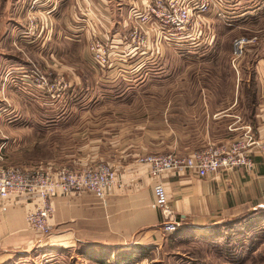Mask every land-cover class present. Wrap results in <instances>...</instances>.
<instances>
[{"label": "crops", "instance_id": "1", "mask_svg": "<svg viewBox=\"0 0 264 264\" xmlns=\"http://www.w3.org/2000/svg\"><path fill=\"white\" fill-rule=\"evenodd\" d=\"M27 1L0 0V47L5 45L7 53L0 48V69L5 66V71L12 73L10 76L7 74V78L16 80L13 84H7L4 79V88L0 84V92L6 91L8 96L13 98L22 96V88L39 92L30 87L26 80H22L34 69H37L40 75L48 76L46 78L50 81H53L54 76L62 78L65 73L72 77L74 84L79 81L77 71L82 68L84 62L83 54L76 52L89 38V32L84 30L80 19L81 7L91 5L90 10L100 14L97 19L99 24H96L109 33L117 52L131 51L132 46L125 40L126 18L145 33L144 45H161L156 39L158 31L153 24L141 26L133 20L137 12L143 10L140 0H45L40 6L49 8L50 16L44 18L47 22L50 21L55 36L44 51L40 46L44 31L43 22H38L32 32H28L31 28L27 26L23 14ZM248 1L251 0H238L237 4L246 2L247 5ZM259 2L260 0H254L239 13L245 16L247 13L261 10L264 8V0ZM211 12L215 13L213 9ZM120 17L122 21H119ZM205 17L198 34L193 27L179 35L177 40L166 34L167 39L164 41H179L176 46L205 45V30L209 25ZM15 36H21L16 44ZM72 37L77 41H71ZM239 38L247 40L246 47L258 43L257 36ZM139 49L134 48V54L131 56L140 57L138 64L147 60L146 58L152 59L153 55L158 53L156 47L152 48L149 56L146 52H139ZM55 55L59 60L55 59ZM48 58H53L52 65H48ZM163 58L164 54L161 59ZM55 60L60 64V69ZM261 61L264 62V57ZM239 67L240 59L232 62L237 81L240 77ZM250 76L252 79L256 76L260 79L258 84L254 82L244 88L243 93L247 94L244 95L245 103L242 104L241 87L232 86V99L230 104L224 107L226 112L245 107L246 114H250L244 122L245 125L238 123V113L225 114L220 118L236 119L226 128L228 134L233 136L229 142L241 137L245 127H249L255 139L264 144V65ZM22 81L25 86H22ZM68 86L70 90L73 88L72 84ZM68 86L64 85V88ZM69 89L60 95L64 96ZM44 96L48 98L47 95ZM56 100H51L52 103L12 102L10 107L13 110H39V118H24L22 121L25 123L21 128L16 118L10 120L8 131L12 139L30 141L25 148L36 147L44 157V163L40 165L53 171L61 168L78 169L88 162L107 160L115 169L116 184L104 200L88 192L72 196L57 195L53 199L54 211L49 221L51 232L44 240L31 231L26 222V215L33 212L37 205L36 200H26L24 197L0 200V264H16L20 260L21 263L18 264H28L31 261H37V264H112L115 259L117 264H204V261L200 262L190 255L197 252L205 254L207 264H230L218 254L222 249L225 230L223 227L264 210L262 153H251L250 169L222 173L217 182H211L215 185L214 188L209 186L205 190L198 179L187 175L168 177L165 183L178 227L175 232L166 233L162 228L161 214L155 207V182L149 176L147 165L138 163L139 157L156 155L159 150H153L147 144L143 145V142H139L142 140L141 135L129 133L128 127H119L117 130L110 127L114 122L108 124L92 116L81 117L84 119V122H80L83 129L79 131V118L73 113V110L78 109L79 103ZM212 104L214 105V102H207L204 106L210 107ZM219 140L224 138L220 137ZM206 141L205 136L201 145L174 154L186 157L194 151L206 148L207 145H217L207 144ZM34 160L28 159L27 166L33 165ZM181 249L187 253L189 251L190 256L178 262L173 256L180 253ZM43 257L47 258L44 263Z\"/></svg>", "mask_w": 264, "mask_h": 264}, {"label": "rangeland", "instance_id": "2", "mask_svg": "<svg viewBox=\"0 0 264 264\" xmlns=\"http://www.w3.org/2000/svg\"><path fill=\"white\" fill-rule=\"evenodd\" d=\"M44 1L28 0L23 14L24 18L26 17L27 26L31 28L28 32H32L38 22H43L42 31H44L40 46L45 51L48 44L54 40L55 33L50 21L47 22L44 18V16H50L49 8L40 6ZM253 1H248L247 5ZM237 2L238 0H223L220 6L212 7L215 13L211 12V9L205 17L209 21L208 28L205 30L207 33L205 45L202 44L198 47L189 46V44L176 46L179 45V41L165 42L167 32L165 34L158 33L156 39L161 44L160 46L144 45L145 33L138 25L132 24L126 18L124 20L126 21L125 40L132 46L130 52H117L109 33L105 32L101 25L100 27L97 25L100 14L96 11L92 12L91 5L81 7L79 10L82 15L80 19L84 30L89 32V38L84 46H81V49L76 52L83 54L84 62L82 68L77 71L79 81L74 84L72 77L65 73L62 78L54 76L53 80L55 79V81H50L46 78L48 76H45L46 82L43 83L41 79L37 81L36 78H33L30 73L22 80H26L30 87L39 92L22 88L20 91L22 96L15 98L8 96L6 91L5 93L3 90L0 92V150L3 158L1 164L22 168L34 166L46 168L40 165L44 163V157L35 149L36 147L25 148L31 143L30 141H14L8 131L10 120L16 118L18 126L21 128L25 123L22 121L24 118L35 120L39 118V110L36 108L13 110L10 106L14 101L52 103L51 100L55 101L60 93L62 95L69 89L68 84H72V86L74 84L73 88L69 89L70 91L66 92L64 96L60 95L56 101L79 103L78 109L73 110V113L79 118V122H77L79 131L83 129L81 126V123L84 122V119H81L82 116L84 118L96 117L108 124L114 122L115 124L110 127H115L118 130L119 127L126 126L130 129L129 133L140 134L142 140L139 142H143V145L147 144L153 150H159L156 155L179 154L178 151L193 149L202 144L205 136L207 144H217L213 146L229 143L233 136L228 134L226 128L231 121L236 119L220 117L225 114L236 115L238 113L240 125H245L246 118L250 117V114L249 116L246 114L245 107L226 112L224 107L229 105L232 99L230 89L232 86L241 87L242 104H244V95H247L243 93L244 88L254 82L258 84V79H260L257 76L252 79L251 73L264 65V62L261 61L264 57V8L241 16L243 13L239 12L244 11L247 5L246 2L242 5ZM234 9L236 10L234 11ZM32 15L35 16V20H32ZM119 21H122L121 17ZM25 35L21 34V36ZM21 36L19 38L15 36V44L20 41ZM242 36H248V38L257 36L258 43L245 46L243 54L238 58L240 59V77L237 81L232 68L233 42ZM70 39L77 41L74 37ZM162 42H165L163 43L165 46H162ZM4 46L2 45L0 48L6 53ZM153 47L157 48L158 53L153 55L152 59L146 58L147 60L138 64L140 57L136 55L131 57L134 54V48H140L139 52H146V55L149 56ZM97 50H103L104 57L107 59L104 67L97 65L95 60ZM162 52L163 59H161ZM56 60L54 62L60 69V64ZM52 64L53 58L48 61V65ZM5 68L4 66L0 69V84L3 88L4 79L5 82L7 80V84H13L16 81L11 80L10 77L7 78V74L10 76L12 73L5 71ZM23 83L25 82L22 81V86ZM64 85L68 86L67 89L64 88ZM74 89L75 91H73ZM44 95H47L48 98ZM207 102H214V105L205 107ZM220 137L224 140H219ZM28 159H35L33 165L27 166ZM94 162L109 163L107 160ZM90 163L93 162H88L87 165ZM82 167L84 166L80 168ZM248 218L244 222L236 224L230 222V226H224L228 229L224 230L222 249L218 254L230 264H264V210H259ZM199 246L201 245L199 244ZM182 250L180 253L174 254V260L181 262L191 255L194 259L207 264L206 260L208 259L204 253L197 252L189 255V251L187 253ZM252 250H254L253 253H251ZM208 258L210 257L208 256ZM46 259L43 257V263ZM36 262L31 261L28 264H37ZM18 263H21V260L16 262V264Z\"/></svg>", "mask_w": 264, "mask_h": 264}, {"label": "built area", "instance_id": "3", "mask_svg": "<svg viewBox=\"0 0 264 264\" xmlns=\"http://www.w3.org/2000/svg\"><path fill=\"white\" fill-rule=\"evenodd\" d=\"M140 1L143 10L137 12L133 20L141 25L151 23L159 34L167 32L171 39L176 40L179 35L193 27L199 33L205 15L212 7L220 6L223 2V0ZM35 19L32 15V20ZM246 44L245 38L234 40L233 62L241 57ZM91 50L95 53L93 48ZM95 60L101 67L106 65L107 59L103 50H97ZM30 73L37 81L41 79L43 83L46 82L37 69L31 70ZM253 151H259L264 155V144L255 139L249 127H245L242 136L236 140L219 146H207L186 157L174 153L139 157L138 163L147 165L149 176L155 182L153 186L155 207L161 214L163 231L172 233L178 227L165 183L168 177L187 175L198 179L205 190L209 186L214 188L215 185L211 182H217L222 173L250 169L252 167L250 155ZM2 160L0 150V200L12 197L36 200L37 205L33 212L26 215V222L29 229L41 240L50 235L49 221L54 211L53 199L57 195L72 196L88 192L104 200L117 180L113 166L104 162H93L79 169L61 168L53 171L38 166L31 168L3 166Z\"/></svg>", "mask_w": 264, "mask_h": 264}, {"label": "trees", "instance_id": "4", "mask_svg": "<svg viewBox=\"0 0 264 264\" xmlns=\"http://www.w3.org/2000/svg\"><path fill=\"white\" fill-rule=\"evenodd\" d=\"M247 219H249V218H245V219H242V220H240V221H238V223H240V222H244L245 220H247ZM231 223H237V222H231ZM231 223H229V224H231ZM229 224H227V225H225V226H230ZM224 229L225 228H227L228 229V227H223ZM229 228H233V227H229ZM226 230V229H225ZM116 262V259L112 262V264H117V263H115Z\"/></svg>", "mask_w": 264, "mask_h": 264}]
</instances>
